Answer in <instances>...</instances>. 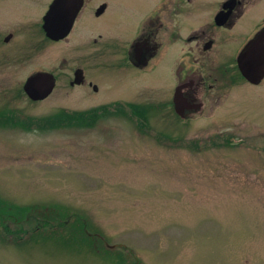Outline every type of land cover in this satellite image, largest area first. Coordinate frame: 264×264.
<instances>
[{
  "label": "rangeland",
  "instance_id": "374dc122",
  "mask_svg": "<svg viewBox=\"0 0 264 264\" xmlns=\"http://www.w3.org/2000/svg\"><path fill=\"white\" fill-rule=\"evenodd\" d=\"M17 3L0 0L1 30ZM4 51L0 109L20 118L0 121V264H264V76L184 118H68L59 89L33 101L19 92L51 62L46 51L24 61Z\"/></svg>",
  "mask_w": 264,
  "mask_h": 264
},
{
  "label": "flooded vegetation",
  "instance_id": "af4514ba",
  "mask_svg": "<svg viewBox=\"0 0 264 264\" xmlns=\"http://www.w3.org/2000/svg\"><path fill=\"white\" fill-rule=\"evenodd\" d=\"M50 1L20 0L23 12L0 29V47L17 61L46 51L50 65L25 75L19 92L25 94L22 86L30 74L48 73V95L59 89L70 97L58 105L61 110L111 111L143 123L150 111L184 118L212 111L239 79L259 83L247 81L236 64L252 38L264 45V4L259 0H81L68 31L57 39L41 26ZM245 15L254 19L253 26L237 39L231 31ZM56 44L61 49L55 53ZM55 56L60 63L54 64ZM135 89L143 92L142 101ZM103 92L111 95L103 98ZM7 118L19 116L4 107L0 120Z\"/></svg>",
  "mask_w": 264,
  "mask_h": 264
},
{
  "label": "water",
  "instance_id": "95a60500",
  "mask_svg": "<svg viewBox=\"0 0 264 264\" xmlns=\"http://www.w3.org/2000/svg\"><path fill=\"white\" fill-rule=\"evenodd\" d=\"M81 0H51L42 15V28L47 36L57 39L66 34ZM264 45L259 38H252L236 57L240 73L252 83H257L264 74ZM23 91L32 100L45 97L52 88L48 73L35 72L26 77Z\"/></svg>",
  "mask_w": 264,
  "mask_h": 264
},
{
  "label": "trees",
  "instance_id": "16d2710c",
  "mask_svg": "<svg viewBox=\"0 0 264 264\" xmlns=\"http://www.w3.org/2000/svg\"><path fill=\"white\" fill-rule=\"evenodd\" d=\"M73 115H74V113H71L69 116H73ZM76 116H77V115H76ZM51 118H52V116L47 117V118L45 119L46 122H48L49 120H51ZM79 118H82V115H80ZM17 119H18V118H14V119L10 120V118H7V120H3V119H1L0 121H2V122H4V121H15V122H16ZM2 218L4 219V217H2ZM1 223H3V220L1 221Z\"/></svg>",
  "mask_w": 264,
  "mask_h": 264
}]
</instances>
